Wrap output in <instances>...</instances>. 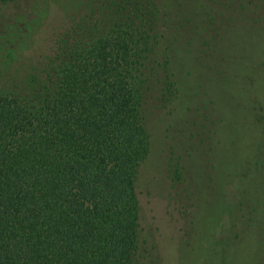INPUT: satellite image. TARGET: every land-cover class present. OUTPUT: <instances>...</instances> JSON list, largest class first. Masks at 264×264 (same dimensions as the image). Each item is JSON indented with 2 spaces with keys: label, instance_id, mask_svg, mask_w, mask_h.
Here are the masks:
<instances>
[{
  "label": "trees",
  "instance_id": "trees-1",
  "mask_svg": "<svg viewBox=\"0 0 264 264\" xmlns=\"http://www.w3.org/2000/svg\"><path fill=\"white\" fill-rule=\"evenodd\" d=\"M30 1L0 25V264H139L145 101L158 83L182 95V51L161 28L172 4ZM48 9L63 21L39 56ZM252 250L241 264L258 263Z\"/></svg>",
  "mask_w": 264,
  "mask_h": 264
},
{
  "label": "rangeland",
  "instance_id": "rangeland-1",
  "mask_svg": "<svg viewBox=\"0 0 264 264\" xmlns=\"http://www.w3.org/2000/svg\"><path fill=\"white\" fill-rule=\"evenodd\" d=\"M26 1L0 6V25ZM167 1L161 28L182 51V95H163L157 82L145 101L139 264H241V249L254 244L264 264V0ZM46 14L35 34L39 56L63 21L54 9Z\"/></svg>",
  "mask_w": 264,
  "mask_h": 264
}]
</instances>
